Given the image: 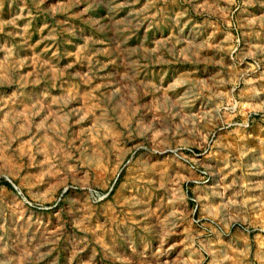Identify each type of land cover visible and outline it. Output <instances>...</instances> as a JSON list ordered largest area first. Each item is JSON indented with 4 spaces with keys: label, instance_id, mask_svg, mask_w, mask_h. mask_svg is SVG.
Instances as JSON below:
<instances>
[{
    "label": "rangeland",
    "instance_id": "374dc122",
    "mask_svg": "<svg viewBox=\"0 0 264 264\" xmlns=\"http://www.w3.org/2000/svg\"><path fill=\"white\" fill-rule=\"evenodd\" d=\"M0 264H264V0H0Z\"/></svg>",
    "mask_w": 264,
    "mask_h": 264
}]
</instances>
